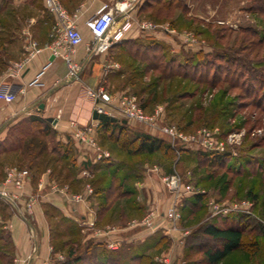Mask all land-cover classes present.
Instances as JSON below:
<instances>
[{
  "label": "rangeland",
  "instance_id": "1",
  "mask_svg": "<svg viewBox=\"0 0 264 264\" xmlns=\"http://www.w3.org/2000/svg\"><path fill=\"white\" fill-rule=\"evenodd\" d=\"M5 1L0 0V6ZM144 1L147 13L143 20L158 25L168 24L176 32L156 30L157 39L145 36L144 41L131 40L128 43L123 53L134 56L135 61L130 66L132 74L125 80L131 88L123 94L135 96L149 115L160 109L157 126L172 124L189 134L208 129L212 145L208 149L197 144L181 145L156 128L132 119L126 120L130 121V125H126L120 136L123 138L124 135L129 141L137 133H145L162 138L175 148V157L170 160L164 159L159 152L156 154L161 161V170H174L173 173L161 174L154 184L157 192H162L164 200L168 202L159 212L173 226L177 224L179 229L182 215L183 220L188 219L183 226L188 227V235L195 234L188 243L200 247L190 250L186 260L191 264H204L203 251L208 247L220 246V243L213 244L200 233L206 222L224 225L238 223V216L246 217L245 243H250L249 237L254 238L258 234L257 223L264 224V12L258 11L264 8V0ZM118 118V123L125 119L121 115ZM21 135L8 133L3 148L10 150L23 145ZM221 143L223 150L220 149ZM22 152V158L7 157L0 162V192L12 197L10 202L0 195V264H64L71 246L77 247V253H84L89 240L78 246L77 241L64 238V233L58 227L53 230L47 258H40V252L34 246L36 238L31 234L29 252L17 257L20 252L12 243L8 214L25 218L26 212L22 213L20 209L25 207L27 211L31 210L34 200L33 196H28L27 201L22 200L29 177L28 164L32 162L29 154ZM217 154H224L221 163L214 158ZM147 160L155 162L154 158ZM12 168L16 170H10ZM151 169L155 171L154 167ZM11 171L14 176L9 178ZM170 174H176L179 178L178 185L182 192L177 222L166 217L167 209L174 202L173 193L168 190L164 180ZM7 178L10 180L7 181ZM16 179L21 184H16ZM187 187L197 191L196 194H202L203 201L183 213V203L192 200L195 195L185 193ZM212 201L228 204L248 201L252 204L249 207L251 214L212 215ZM150 214L154 215V219L158 217L149 211L126 225ZM223 219H226V223ZM166 239V236L161 238L162 246L154 254L153 260L166 256ZM117 247L121 255L144 250L142 246L133 245L128 251L122 243ZM111 250L114 249L107 247L102 253L97 250V257L103 259ZM94 251L90 253L94 254ZM90 255L87 254L85 263L80 264L92 262ZM36 259L37 263H34Z\"/></svg>",
  "mask_w": 264,
  "mask_h": 264
},
{
  "label": "crops",
  "instance_id": "2",
  "mask_svg": "<svg viewBox=\"0 0 264 264\" xmlns=\"http://www.w3.org/2000/svg\"><path fill=\"white\" fill-rule=\"evenodd\" d=\"M60 2L68 12H78L76 23L83 36L82 44L73 55L80 68L72 76L68 75L64 50L60 48L59 53H54L48 47L59 34L53 29L56 17L44 8L42 0H6L0 6V74L10 62L23 57L29 41H35L41 48L19 75L7 79L16 89L15 100L10 103L0 101V162L7 157L22 158V151L32 159L22 197L27 201L28 196H33L31 210L20 209L26 212L25 218L8 214L12 243L20 252L17 257L29 252L31 234L36 238L34 246L38 248L40 258H47L53 230L58 227L64 238L77 241L78 246L86 240L99 244L98 250L107 249L108 242H115L117 246L122 243L128 251L131 246L139 245L152 258L162 246L161 238L166 236L165 255L171 264H178L179 260L191 264L186 260V245L195 234L186 233L189 230L183 224L188 219L183 220L182 215L179 229L159 212L168 202L154 184L161 174L169 172L161 170L158 152L151 157L155 162L148 161L143 152L127 153L118 141L123 131L120 124L129 126L130 121H116L117 126H107L92 119L93 103L85 92L87 89L103 90L113 98L127 92L131 85L125 80L132 74L130 66L135 57L123 50L131 40L144 41L145 36L157 39L158 34L133 29L105 50L90 51L87 45L91 34L85 23L102 4L112 0ZM146 13L143 2L129 12L138 20ZM126 63L129 64L126 66ZM104 107L115 111L111 114L119 119L116 102L105 103ZM71 119L80 124L93 123L95 140L109 157L96 160L90 146L74 139ZM10 132L25 133L19 136L23 145L10 150L3 148ZM186 210L187 207L183 213ZM149 211L158 215L152 229L126 225ZM233 224L239 225V222ZM204 237L213 244L219 243V240ZM249 238L257 243L256 251L240 247L219 264H264V238L260 233ZM116 249L111 252L118 251Z\"/></svg>",
  "mask_w": 264,
  "mask_h": 264
},
{
  "label": "built area",
  "instance_id": "3",
  "mask_svg": "<svg viewBox=\"0 0 264 264\" xmlns=\"http://www.w3.org/2000/svg\"><path fill=\"white\" fill-rule=\"evenodd\" d=\"M144 0H112L111 3L102 4L86 21L85 25L91 34V41L87 45V49L94 52H101L107 47L121 41L125 34L135 29L139 32L162 30L167 33H175L176 30L168 24L158 25L147 20H138L130 16L129 12L132 8L141 4ZM44 8L56 17V23L53 27L54 31L59 34V38L52 44L51 47L54 53H59L60 48L64 50L63 57L68 68V75H74L79 70V66L74 62L73 55L77 46L82 44L83 36L77 27L78 12H68L61 4L60 0H42ZM189 40V38H188ZM40 47L35 41H29L25 48L23 57L17 61L10 62L3 74H0V101L10 103L16 98V89L14 85L7 82V79H12L19 75L26 67L30 60L40 51ZM86 95L92 100V111L112 116L111 109H106L104 104L116 102V108L119 114L125 119L136 120L145 123L151 128H156L157 131L169 136L172 140L178 141L181 145H201L205 149L211 147V135L208 129H201L196 134H189L181 131L175 125H158L157 120L160 115V109H157L154 114H147L145 109L138 103L133 95L123 94L120 97L113 98L103 90L94 92L87 89ZM110 108V107H109ZM120 120V119H119ZM118 120V121H119ZM70 126L74 128L72 136L78 142L90 146L94 150V158L96 160L109 157V153L100 148L93 135V123L80 124L77 120L71 119ZM219 149V148H217ZM222 143H221V148ZM10 170H16L14 168ZM14 173H8L11 178ZM7 178V181L10 179ZM166 187L173 193L174 202L166 211V217L170 221L177 222L179 219V204L181 191L178 185L179 178L176 174H170L164 177ZM16 184H21L19 179H16ZM181 192V193H180ZM185 193L196 194L187 187ZM2 197H7L4 192H0ZM12 202V197H7ZM79 199V196H75ZM30 203L27 205L29 206ZM252 204L248 201L240 203H226V202H210V211L212 215L219 214L226 217L230 213L251 214L249 207ZM154 215L144 216L139 221H131L129 224L132 227L140 226L143 228L152 229ZM187 233V232H186ZM108 248L116 249L115 242H108ZM155 260L159 264H171L168 256H158ZM178 264H185L183 260H179Z\"/></svg>",
  "mask_w": 264,
  "mask_h": 264
},
{
  "label": "trees",
  "instance_id": "4",
  "mask_svg": "<svg viewBox=\"0 0 264 264\" xmlns=\"http://www.w3.org/2000/svg\"><path fill=\"white\" fill-rule=\"evenodd\" d=\"M143 3H145V1H143ZM258 11L264 12V8H259ZM142 107L144 108L145 106ZM100 123L107 126L109 124H113V126H117L116 122L100 121ZM120 126L122 130L126 128L125 124H120ZM121 133L122 131L119 134V141L121 143L120 146L129 154L143 152L146 159H150L155 152H159L166 160H170L175 157L174 156L176 151L175 148L169 143L165 142V140H163L162 138L150 136L145 133L143 134L137 133L136 135H134L133 140L128 141L126 140L124 135L123 138H121L122 136ZM214 156H215L214 158L218 159L220 163L223 161L224 154H217ZM167 171L169 173L174 172L173 168H169ZM202 201H203V195L195 194L193 195L192 200H187L186 203H183L182 210L185 207L194 208ZM223 220L226 223L225 221L226 219ZM238 221H239V225H234L232 222L231 224L226 223L224 225H218L212 221L206 222L203 225L200 233L203 236H207L213 240H219L220 243V246L208 247L203 251L204 264H219L220 260H222L229 253L240 247H248L251 252L256 251L257 243L255 241H251L250 243L244 242L245 240L244 229L248 224L247 218L244 216H238ZM256 226L258 227V233H260L262 235V238H264V224L257 223ZM99 246H100L99 244L89 241L84 248V253L82 252L77 253L76 252L77 247L75 248L71 246L67 251L66 260L64 264L85 263L87 254L90 255L91 254L90 252L94 251V249H95L94 251L95 253L91 254L89 257L90 259H92V262H87L86 264H156L153 258L150 255L145 254L143 251L141 252L134 251L132 253H125L123 255H121L122 253L119 251L110 252L109 254H107L106 257L102 259L97 257L98 256L97 250L98 248H100ZM199 247L200 246L198 245H193L192 243L191 244L188 243L186 245V259L190 250H192L193 248L198 249ZM104 250L106 249L101 248V253L104 252Z\"/></svg>",
  "mask_w": 264,
  "mask_h": 264
},
{
  "label": "water",
  "instance_id": "5",
  "mask_svg": "<svg viewBox=\"0 0 264 264\" xmlns=\"http://www.w3.org/2000/svg\"><path fill=\"white\" fill-rule=\"evenodd\" d=\"M91 117H92V119L104 121V122H116V121H118V119L116 117L106 115V114H102V113H98L97 111H92ZM121 122L125 123L126 120H121Z\"/></svg>",
  "mask_w": 264,
  "mask_h": 264
}]
</instances>
